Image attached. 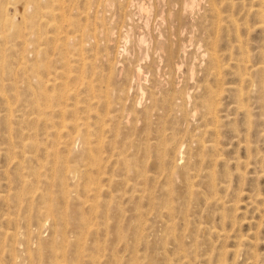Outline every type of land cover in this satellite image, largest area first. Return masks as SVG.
Wrapping results in <instances>:
<instances>
[{
	"label": "rangeland",
	"instance_id": "rangeland-1",
	"mask_svg": "<svg viewBox=\"0 0 264 264\" xmlns=\"http://www.w3.org/2000/svg\"><path fill=\"white\" fill-rule=\"evenodd\" d=\"M52 1L0 0V264H264V96L249 84L264 73V32L253 14L257 5L264 11V1ZM210 37L223 66L221 85L205 70ZM238 45L250 49L244 56L250 64L243 63L251 74L243 67L238 74ZM240 76L250 85L243 107L248 118L234 103ZM227 87L231 91L221 92ZM203 88L218 89L224 114L213 155L220 152V159L210 167L213 191L206 170L192 161L200 131L195 99ZM63 119L81 120L88 129L56 134ZM245 145L253 148L250 157ZM95 161L99 176L92 172ZM90 187L97 188L86 192Z\"/></svg>",
	"mask_w": 264,
	"mask_h": 264
},
{
	"label": "bare ground",
	"instance_id": "bare-ground-1",
	"mask_svg": "<svg viewBox=\"0 0 264 264\" xmlns=\"http://www.w3.org/2000/svg\"><path fill=\"white\" fill-rule=\"evenodd\" d=\"M52 1V0H51ZM55 1V0H54ZM57 1L58 0H56V3H57ZM65 1V0H64ZM84 1V0H83ZM213 1V0H212ZM211 1V2H212ZM216 0H214L213 2H215ZM218 1V0H217ZM220 1V0H219ZM222 1V0H221ZM224 1V0H223ZM257 1V0H256ZM259 1H261L262 2V0H259ZM264 1V0H263ZM53 2V1H52ZM62 2V1H61ZM67 3H69V1L67 2ZM193 3V2H192ZM217 3V2H216ZM216 3H215V5H216ZM260 3V2H259ZM71 4V3H70ZM262 5H263V2L261 3ZM261 4H259V5H261ZM84 5H85V3H84ZM219 5V3L217 4V6ZM228 5V4H227ZM226 5V6H227ZM4 6V5H3ZM54 6V5H53ZM52 6V7H53ZM92 6V5H91ZM97 6V5H96ZM213 6V5H212ZM229 6H230V4H229ZM228 6V7H229ZM48 7H49V5H48ZM47 7V8H48ZM215 7V6H214ZM213 7V8H214ZM250 7V6H249ZM261 7V6H260ZM260 7H259V9H258V5L256 6V8H257V11H255V12H253V14L255 13L256 14V16L258 15H260V17H261V20H260V22H257V21H259V20H257L256 22L257 23H261V27H262V33L261 34H263V32H264V11L262 12V9H260ZM51 8V7H50ZM49 8V12L48 13H50L52 10V8L50 9ZM40 9V8H39ZM57 10H58V8H56ZM96 9V8H95ZM94 9V10H95ZM218 10H219V7L217 8ZM250 9V8H249ZM1 10V9H0ZM51 10V11H50ZM56 10V11H57ZM66 10V9H65ZM263 10H264V8H263ZM2 11V10H1ZM23 11V10H22ZM40 11V10H39ZM55 11V10H54ZM79 11V10H78ZM216 11V10H215ZM220 11V10H219ZM218 11V12H219ZM24 12V11H23ZM83 12V11H82ZM90 12V11H89ZM211 12H213V11H211ZM47 13V12H46ZM60 13V12H59ZM58 13V14H59ZM68 13V12H67ZM221 13V12H220ZM219 13V14H220ZM1 14V13H0ZM55 14H57V12L55 13ZM55 14H54V16H52V14L50 13V15L52 16V17H55ZM64 14H65V12H64ZM63 14V15H64ZM215 14H217V12H215ZM218 14V15H219ZM231 14V13H230ZM1 15H3V13L1 14ZM28 15V14H27ZM69 15V14H68ZM211 15H213V16H215L214 14H211ZM221 15V14H220ZM6 16V15H5ZM47 16V15H46ZM60 16V15H59ZM58 16V17H59ZM26 17V16H25ZM52 17H51V19H52ZM66 17V16H65ZM226 17H227V15L225 16V17H223V19H225V20H228L230 23H232V24H234V22H232V21H230V17H229V19H228V17H227V19H226ZM4 18V17H3ZM56 18V17H55ZM55 18H53V20L55 19ZM78 18V17H77ZM104 18V17H103ZM102 18V19H103ZM215 20H213V21H219L220 22V20H221V16L220 17H216L215 16ZM257 18V17H256ZM5 19H7V18H5ZM222 19V20H223ZM258 19H259V17H258ZM4 20V19H3ZM47 20V19H46ZM59 20H60V18H59ZM80 20V19H79ZM78 20V21H79ZM91 20V19H90ZM62 21H63V18H62ZM71 21V20H70ZM78 21H77V23H78ZM104 21V20H103ZM212 21V22H213ZM235 21V20H234ZM8 22V21H7ZM57 22V21H56ZM83 22V21H82ZM99 22V21H98ZM222 22V21H221ZM225 22V21H224ZM228 22V23H229ZM51 23V22H50ZM54 23V22H53ZM52 23V24H53ZM101 23V22H100ZM57 24H58V22H57ZM60 24V23H59ZM58 24V25H59ZM62 24V23H61ZM213 24V23H212ZM214 24H215V22H214ZM219 24V23H218ZM231 24V25H232ZM217 25V24H216ZM225 25H226V23H225ZM237 25V24H236ZM257 25V24H256ZM255 25V26H256ZM260 25V24H259ZM26 26V25H25ZM53 26V25H52ZM54 26H55V24H54ZM219 26H220V24H219ZM218 26V27H219ZM232 26H234V25H232ZM238 26V25H237ZM243 26V25H242ZM19 27V26H18ZM56 27H57V25H56ZM88 27V26H87ZM234 27H236V26H234ZM260 27V28H261ZM31 28V27H30ZM51 28V27H50ZM65 28V27H64ZM83 28V27H82ZM246 28H248V27H246ZM72 29V28H71ZM77 29V28H76ZM79 29V28H78ZM87 29V28H86ZM219 29V28H218ZM217 29V30H218ZM221 29V28H220ZM227 29V28H226ZM234 29V28H233ZM236 29V28H235ZM89 30V29H88ZM106 30H108V29H106ZM66 31V30H65ZM85 31V30H84ZM105 31V30H104ZM237 31V30H236ZM236 31L234 32L235 34H236ZM247 31V30H246ZM67 32H69V31H67ZM79 32V31H78ZM245 32V31H244ZM22 33V32H21ZM21 33H20V36H22L21 35ZM47 33V32H46ZM73 33V32H72ZM97 33V32H96ZM96 33H94L95 35H96ZM108 33V32H107ZM67 34H69V33H67ZM78 34V33H77ZM86 34V33H85ZM93 34V33H92ZM233 34V33H232ZM245 34H246V32H245ZM57 35V34H56ZM73 35H74V33H73ZM83 35V34H82ZM104 35V34H103ZM238 35V34H237ZM37 36V35H36ZM61 36H62V34H61ZM89 36V35H88ZM93 36V35H92ZM99 36V35H98ZM262 36H264V35H262ZM79 37V36H78ZM236 37V36H235ZM234 37V38H235ZM238 37V36H237ZM236 37V38H237ZM55 38H57L56 36H55ZM62 38V37H61ZM211 38V37H210ZM215 37H213V38H211V41L209 42L210 44L209 45H211V47L209 46V48L210 49H206V55H207V68L205 67V70L207 71H210L211 72V74H209V73H207L209 76H211L212 77V81H213V79H214V81L215 82H217L218 80H217V77L219 76V74H221V71H220V68H222L220 65H222V64H220V59H219V57H220V55L219 54H217L218 53V51L215 49V47L217 46V45H215L216 43L214 42V40L216 39H214ZM226 38V37H225ZM236 38L234 39V40H236ZM239 38V37H238ZM64 39V38H63ZM240 39H242V38H239V40H237V43L238 42H240L241 43V45L240 46H242V42L240 41ZM51 40V39H50ZM55 40V39H54ZM79 40V39H78ZM7 41V40H6ZM201 41V40H200ZM222 41V40H221ZM225 41H226V39H225ZM243 41V40H242ZM76 42V41H75ZM93 42H95V40L93 41ZM203 42V41H202ZM216 42H217V40H216ZM227 42V41H226ZM65 43V42H64ZM107 43V42H106ZM236 43V42H235ZM234 43V44H235ZM237 43H236V45H237ZM246 43V42H245ZM264 43V42H263ZM63 44V43H62ZM68 44V43H67ZM66 44V45H67ZM74 44V43H73ZM80 44V43H79ZM82 44V43H81ZM226 44V43H225ZM104 45V44H103ZM239 45L238 46H236L237 47V50H239V53H240V59H238V60H236V61H238V62H240V63H242L241 65L238 63V74H243L241 71H239L240 70V68H242L243 67V69L245 70V72H244V74H246V70L248 69L249 70V68H247V66L245 65V63H246V61L247 60H245L244 61V58L246 57V54H245V52H246V50L248 51V50H250V49H247V48H245V51H242V50H240V48H239ZM244 45V44H243ZM23 46V45H22ZM55 46H56V43H55ZM82 46V45H81ZM203 46V45H202ZM232 46V45H231ZM65 47V46H64ZM79 47V46H78ZM83 47V46H82ZM96 47V46H95ZM242 47H245V46H242ZM247 47V46H246ZM106 48V47H105ZM117 48H118V46H117ZM217 48V47H216ZM41 49H43L42 47L40 48V50ZM56 49V48H55ZM70 49V48H69ZM241 49H243L244 50V48H241ZM24 50V48L22 49V51ZM64 50V49H63ZM75 50H77V49H75ZM78 50H79V48H78ZM229 50V49H228ZM261 50V49H260ZM43 51V50H42ZM259 51V50H258ZM40 52V51H39ZM257 52V51H256ZM43 53V52H42ZM114 53V52H113ZM237 53V52H236ZM247 53V52H246ZM259 53H260V57L262 56L261 55V51H259ZM263 53H264V50H263ZM262 53V54H263ZM45 54V53H44ZM168 54V53H167ZM230 54V53H229ZM233 54V53H232ZM249 54H250V52H249ZM249 54H247V56L249 55ZM224 55V54H223ZM236 55V54H235ZM242 55V56H241ZM78 56V55H77ZM103 56V55H102ZM113 56V55H112ZM245 56V57H244ZM98 57H100V56H98ZM237 57H238V55H237ZM257 57H259V56H257ZM78 58V57H77ZM86 58V57H85ZM112 58V57H111ZM234 58V57H233ZM248 58H249V56H248ZM263 58V57H262ZM84 59V58H83ZM247 59V58H246ZM114 60V59H113ZM263 60V59H262ZM71 61V60H70ZM243 61L245 62V63H243ZM248 61H250L249 59H248ZM261 61V60H260ZM72 62V61H71ZM73 62H75V61H73ZM79 62V61H78ZM111 62V61H110ZM234 62V61H233ZM251 62V61H250ZM264 62V61H263ZM109 63V62H108ZM113 63V62H112ZM247 63H249V62H247ZM246 63V64H247ZM18 64V63H17ZM59 64V63H58ZM236 64V63H235ZM250 64V63H249ZM256 64L258 65V63L256 62ZM261 64V63H260ZM259 64V65H260ZM93 65H94V63H93ZM111 65V64H110ZM233 65V64H232ZM237 65V64H236ZM235 65V66H236ZM251 65H252V63H251ZM249 65V67H254V69L253 68H251V71H253L254 73L256 72L257 73V71H258V67H256L255 66V64L254 65ZM56 66V65H55ZM263 66V67H262ZM20 67V66H19ZM69 67V66H68ZM91 67H93V66H91ZM231 67V66H230ZM261 67H262V69L261 70H263L264 71V64H261ZM23 68V67H22ZM73 68V67H72ZM78 68V67H77ZM258 68V69H257ZM25 70V69H24ZM88 70H90V69H88ZM111 70V69H110ZM222 70V69H221ZM62 71V70H61ZM67 71V70H66ZM207 71V72H208ZM260 71V70H259ZM57 72H59L58 70H57ZM74 72V71H73ZM81 72H82V70H81ZM249 72H250V70H249ZM248 72V74H251V73H249ZM26 73V72H25ZM55 73V72H54ZM61 73V72H60ZM77 73V72H76ZM259 73V72H258ZM49 74V73H48ZM59 74V73H58ZM63 73H61V74H59V75H62ZM66 74V73H65ZM67 74H68V72H67ZM233 74V73H232ZM236 74V73H235ZM248 74H246V75H248ZM260 76L258 77V79L256 80L255 78V80L254 81H251V79L249 80V84H253V82L255 83V86L257 87V92L258 93H260V94H262V96H264V94H263V92H264V73L262 74V72L260 71ZM50 75V74H49ZM70 75V74H69ZM69 75L68 76H65V77H68V78H70L69 77ZM89 75V74H88ZM116 75V74H115ZM96 76V75H95ZM237 77H238V75H236ZM1 77V76H0ZM52 78H53V75L51 76ZM50 77V78H51ZM54 77L55 78H53L52 80H51V83L53 82V84H56L57 83V79H59V78H57L56 76H55V74H54ZM119 77V76H118ZM236 77V78H237ZM256 77V76H255ZM77 78H79V77H77ZM91 78V77H90ZM93 78V77H92ZM109 78V77H108ZM246 77H243V76H240L239 77V81H240V87L239 88H235V89H232V91H234L233 92V94L235 95L234 96V98L236 99L235 101H234V103L237 105V110H240V111H242V114L244 115V117H246V118H248V116H249V112L250 111H247V109L246 108H243V107H245V105H246V102H247V100L249 99V95H248V93H249V86L247 87V80L245 79ZM61 79H63L62 78V76H61ZM60 79V80H61ZM76 79V78H75ZM204 79V78H203ZM229 79V78H228ZM46 80H48L49 81V79H46ZM65 80V79H64ZM67 81V80H66ZM72 81V80H71ZM81 81V80H80ZM213 81V82H214ZM220 81H222V79L220 78ZM220 81H218V83L220 82ZM233 81H234V78H233ZM251 82V83H250ZM49 83V82H48ZM60 83H63V82H60ZM59 83V84H60ZM92 83V82H91ZM99 83V82H98ZM121 83V82H120ZM223 83V82H222ZM37 84V83H36ZM43 84V83H42ZM64 84V83H63ZM130 84V83H129ZM171 84H172V82H171ZM245 84V85H244ZM79 85V84H78ZM209 85V84H208ZM207 85V86H208ZM220 85H221V82H220ZM16 86V85H15ZM49 86V85H48ZM51 86V85H50ZM206 86V87H207ZM45 87H46V84H45ZM83 87V86H82ZM211 87V86H210ZM215 87V86H214ZM229 87V86H228ZM228 87L225 89V88H223L222 90H221V92L222 91H231V88L230 89H228ZM231 87V86H230ZM52 88H53V85H52ZM72 88V87H71ZM79 88V87H78ZM198 88V87H197ZM66 89H68V88H66ZM204 89V94L202 95V96H200L199 97V99L197 100V99H195V103L197 104V106L199 107V121H200V123H199V133H198V135H197V139H195L194 141H196V145H195V147H196V151H193L194 152V160H192V161H195L198 165H199V169L198 170H200V171H202V169H204V170H206V176H205V179L206 178H208L209 179V181H207V184H208V182L209 183H214L215 182V180L213 179L214 178V171L212 172V169H210V167L211 166H213L214 167V164H215V162H216V157L217 156H219L220 157V152L218 153V155H216V157L214 158V156L213 155H215L216 154V151L218 150L217 149V147H218V145L219 144H221V141H220V135L222 134V131H221V127L224 125L223 124V119H224V114H221L222 113V111H223V109H221V108H219L218 106H219V100H218V95H219V92H217L218 91V89H217V91H213L211 88V90L208 88H203ZM16 90V89H15ZM52 90V89H51ZM72 90H74V89H72ZM93 90V89H92ZM114 90V89H113ZM216 90V89H215ZM48 91V90H47ZM71 91V90H70ZM143 91V90H142ZM220 91V90H219ZM255 91V90H254ZM68 92V91H67ZM66 92V93H67ZM126 92H127V90H126ZM52 93V92H51ZM60 93V92H59ZM66 93H65V95H66ZM72 94H74V91L73 92H71ZM70 93V94H71ZM104 93V92H103ZM136 93V92H135ZM150 93V92H149ZM44 94H45V92H44ZM55 94V93H54ZM61 94H62V92H61ZM71 94V95H72ZM79 94V93H78ZM155 94V93H154ZM196 94V93H195ZM57 95V94H56ZM77 95V94H76ZM121 95V94H120ZM150 95V94H149ZM159 95V94H158ZM169 95V94H168ZM198 95V94H197ZM63 96V95H62ZM74 96V95H73ZM58 97H61V96H59L58 95ZM67 97H69V96H67ZM156 97V96H155ZM47 98V97H46ZM57 98V97H56ZM77 98V97H76ZM94 98V97H93ZM122 98V97H121ZM132 98H134V97H132ZM150 98V97H149ZM158 98V97H157ZM176 98V97H175ZM34 99V98H33ZM48 99V98H47ZM66 99V98H65ZM95 99V98H94ZM151 99V98H150ZM155 99V98H154ZM154 99H152L153 101H154ZM56 100V99H55ZM91 100V99H90ZM108 100V99H107ZM158 100H160L159 98H158ZM43 101V100H42ZM47 101V100H46ZM61 101V100H60ZM121 101H123V100H121ZM120 101V102H121ZM162 101V100H161ZM252 101V100H251ZM94 102V101H93ZM113 102V101H112ZM119 102V101H118ZM159 102V101H158ZM157 102V105L159 104ZM163 102H165L164 100H163ZM161 103L162 104V106L164 105V103ZM42 103V102H41ZM102 103V102H101ZM121 103H123V102H121ZM120 103V104H121ZM166 104H167V101L165 102ZM194 103V104H195ZM35 104V103H34ZM65 104V103H64ZM76 104V103H75ZM95 104V103H94ZM140 104V103H139ZM161 104H160V106H161ZM165 104V105H166ZM169 104V103H168ZM195 104V105H196ZM98 105V104H97ZM104 105V104H103ZM122 105V104H121ZM153 105V104H152ZM194 105V106H195ZM252 105V104H251ZM42 106V105H41ZM51 106V105H50ZM155 106V105H154ZM159 106V107H160ZM161 106V107H162ZM65 106H63V108H64ZM122 107H123V105H122ZM134 107V106H133ZM158 107V106H157ZM239 107H241V109L239 108ZM46 108V107H45ZM59 108H61V107H59ZM63 108H62V111H63ZM97 108V107H96ZM115 108V107H114ZM47 109V108H46ZM130 109V108H129ZM162 109V108H161ZM163 109H165V107L163 108ZM162 109V110H163ZM35 110H37V109H35ZM92 110V109H91ZM157 110V109H156ZM229 110H230V108H229ZM60 111V110H59ZM58 111V112H59ZM65 111H66V109H65ZM69 111V110H68ZM72 112V111H71ZM90 112V111H89ZM96 112V111H95ZM98 112V111H97ZM61 113V112H60ZM106 113V112H105ZM149 113V112H148ZM160 113V112H159ZM87 114V113H86ZM98 114V113H97ZM109 114H110V112H109ZM238 114V113H237ZM57 114H55V116H56ZM62 115V114H61ZM88 115V114H87ZM96 115V114H95ZM100 115V114H99ZM106 115V114H105ZM119 115V114H118ZM198 115V114H197ZM226 115V114H225ZM47 116V115H46ZM58 116V115H57ZM146 116V115H145ZM76 117V116H75ZM85 117V116H84ZM230 117V116H229ZM261 117V116H260ZM65 118V117H64ZM87 118V117H86ZM103 118V117H102ZM105 118V117H104ZM103 118V119H104ZM159 118V117H158ZM69 119V118H68ZM102 119V120H103ZM118 119V118H117ZM243 119V118H242ZM41 120V119H40ZM76 120V119H75ZM78 120V119H77ZM76 120V121H77ZM75 121V123H72V124H69V123H66L67 121H65L64 119H63V121H62V125H60V129H57V131H55L56 132V134H61L62 136H66L67 134H65V133H70V130L68 129V128H73V129H75L76 130V128H79L80 129V131L82 132V131H87V129H88V125H87V123H85V122H81V120H79V121H77L76 122ZM101 121V120H100ZM120 121V120H119ZM227 121V120H226ZM38 122V121H37ZM96 122V121H95ZM198 122V121H197ZM259 122V121H258ZM262 122V121H261ZM71 123V122H70ZM104 122H102V124H103ZM7 124H10V123H8L7 122ZM42 124V123H41ZM45 124V123H44ZM162 124V123H161ZM239 124V123H238ZM35 125V124H34ZM201 125L203 126V127H201ZM226 125V124H225ZM254 125H256V124H254ZM263 125H264V122H263ZM8 126V125H7ZM103 126V125H102ZM115 126V125H114ZM241 126V125H240ZM259 126V125H258ZM28 127V126H27ZM42 127V126H41ZM104 127V126H103ZM200 127L201 128H203L202 130L200 129ZM53 128V127H52ZM226 128V127H225ZM228 128H230V127H228ZM228 128H227V131H228ZM259 128V127H258ZM27 129V128H26ZM35 129V128H34ZM67 129L69 130V131H67ZM73 129H72V132H73ZM79 129H77V130H79ZM101 129V128H100ZM108 129V128H107ZM59 130V131H58ZM102 130V129H101ZM166 130V129H165ZM79 131V132H80ZM198 131V130H197ZM264 132V127H263V129L261 130V132ZM5 132V131H4ZM17 132V131H16ZM172 132V131H171ZM232 132V131H231ZM3 133V132H2ZM15 133V132H14ZM25 133H26V131H25ZM40 133H43V132H40ZM75 133H77V131L75 132ZM84 133V132H83ZM99 133V132H98ZM166 133V132H165ZM9 134V133H8ZM73 134V133H72ZM78 134V133H77ZM76 134V135H77ZM196 134V133H195ZM252 134V133H251ZM262 134V133H261ZM5 135V134H4ZM18 135V134H17ZM20 135V134H19ZM34 135V134H33ZM84 135H87L88 137H89V134L88 133H86V134H84ZM102 135V134H101ZM246 135V134H245ZM255 135H256V133H255ZM254 135V136H255ZM262 135H264V133L262 134ZM3 136V135H2ZM58 136H60V135H58ZM62 136H60V137H62ZM69 136H70V134H69ZM68 136V137H69ZM74 136H75V134H74ZM83 136V134L81 135V137ZM118 136V135H117ZM171 136V135H170ZM243 136V135H242ZM29 137V136H28ZM71 137V136H70ZM78 137H80V136H78ZM196 137V136H195ZM235 137H239V135L238 134H236V136ZM264 137V136H263ZM9 138V137H8ZM20 138V137H19ZM49 138V137H48ZM75 138V137H74ZM103 138V137H102ZM244 138H245V136H244ZM248 138V137H247ZM1 139V138H0ZM31 139V138H30ZM32 139H33V137H32ZM52 139V138H51ZM79 139V138H78ZM93 139V138H92ZM96 139V138H95ZM242 139V138H241ZM9 140V139H8ZM17 140V139H16ZM85 140H87V144L90 142L89 140H88V138H86ZM232 140V139H231ZM240 139H238V141H239ZM252 140V139H251ZM37 141V140H36ZM50 141V140H49ZM60 141V140H59ZM120 141V140H119ZM236 141V140H235ZM17 142V141H16ZM104 142V141H103ZM244 142H247V144H249L248 143V140L245 138L244 139ZM22 143V142H21ZM37 143H38V141H37ZM96 143V142H95ZM151 143V142H150ZM240 143V142H239ZM65 144V143H64ZM113 144V143H112ZM167 144V143H166ZM243 144H245V143H243ZM255 144V143H254ZM90 145V144H89ZM99 145H100V143H99ZM105 145V144H104ZM106 145H107V143H106ZM250 145V144H249ZM248 145V146H249ZM10 146V145H9ZM52 146V145H51ZM178 146V145H177ZM246 147H244V148H246V149H244L245 151H246V153L247 152H249L250 151V149H253V148H249V147H247V145H245ZM27 147V146H26ZM35 147H36V145H35ZM54 147V146H53ZM62 147V146H61ZM68 147H69V145H68ZM87 147H88V145H87ZM96 147V146H95ZM99 147V146H98ZM252 147V146H251ZM262 147V146H261ZM22 148H25V147H22ZM39 148V147H38ZM71 148H72V146H71ZM174 148V147H173ZM256 148V147H255ZM27 149V148H26ZM36 149V148H35ZM68 149V148H67ZM89 149V151H90V148H88ZM154 149V148H153ZM175 149V148H174ZM242 149V148H241ZM8 150V149H7ZM17 150V149H16ZM28 150H29V148H28ZM98 150V149H97ZM219 150H221V148H219ZM9 151V150H8ZM15 151V150H14ZM21 151V150H20ZM40 151V150H39ZM46 151V150H45ZM53 151V150H52ZM65 151H67V150H64V152ZM72 151V150H71ZM154 151V150H153ZM36 152V151H35ZM54 152H56V151H54ZM68 152V151H67ZM86 152V151H85ZM84 152V153H85ZM108 152H110V151H108ZM204 152V153H203ZM259 151H256V153L255 154H257ZM264 152V151H263ZM262 152V155L261 156H264L263 153ZM42 153V152H41ZM46 153V152H45ZM53 153V152H52ZM60 153V152H59ZM83 153V152H82ZM90 153V152H89ZM118 153V152H117ZM260 153V152H259ZM258 153V154H259ZM28 154V153H27ZM56 154V153H55ZM111 154H112V152H111ZM110 154V155H111ZM129 154H131V153H129ZM67 155H68V153H67ZM114 155H116L118 158L117 159H120L119 158V155L118 154H114ZM185 155V154H184ZM243 155V154H242ZM251 155H253V154H251ZM31 156V155H30ZM29 156V157H30ZM33 156V155H32ZM59 156V155H58ZM66 156V155H65ZM84 156V155H83ZM82 156V157H83ZM91 156V155H90ZM93 156V155H92ZM102 156V155H101ZM182 156V155H181ZM191 156H192V154H191ZM254 156H256V155H254ZM12 157V156H11ZM63 157V156H62ZM155 157V156H154ZM190 157V156H189ZM238 157V156H237ZM248 157H250V152H249V156ZM258 157H260V156H258ZM24 158V157H23ZM32 158V157H31ZM36 158V157H35ZM40 158V157H39ZM93 158V157H92ZM218 158V157H217ZM247 158V157H246ZM254 158V157H253ZM264 157H261V159H263ZM16 159V158H15ZM69 159V158H68ZM189 159V158H188ZM192 159V158H191ZM218 159H220V158H218ZM236 159V158H235ZM239 159V158H238ZM254 159H256V157L254 158ZM17 160V159H16ZM38 160V159H37ZM37 160H36V162H37ZM83 160V159H82ZM85 160V159H84ZM93 160V159H92ZM153 160H154V158H153ZM224 160V159H223ZM222 160V161H223ZM227 160V159H226ZM253 159H251V161H252ZM18 161V160H17ZM30 161H32V160H30ZM44 161V160H43ZM121 161L123 162V160L121 159ZM121 161H120V163H121ZM134 161V160H133ZM161 161V160H160ZM192 161H191V163H192ZM218 161H220V160H218ZM236 161V160H235ZM244 161V160H243ZM242 161V162H243ZM247 161V160H246ZM257 161V160H256ZM255 160H254V162H256ZM64 162V161H63ZM194 162V163H195ZM223 162H225V161H223ZM227 162V161H226ZM236 162H238V161H236ZM21 163V162H20ZM41 163H43L42 161H41ZM54 163V162H53ZM86 163V162H85ZM100 163V162H99ZM99 163L97 162L96 163V161L93 163L94 164V167H95V170H93L92 172H93V174H95V175H97V176H99V175H101V174H103V172H101L100 170H102L101 169V166H99ZM124 163V162H123ZM188 163V162H187ZM194 163H192L193 165H194ZM219 163V162H218ZM221 163V162H220ZM112 164V163H111ZM161 164V163H160ZM171 164V163H170ZM191 164V165H192ZM217 164V163H216ZM231 164V163H230ZM236 164V163H235ZM238 164V163H237ZM245 164H246V162H245ZM254 164V163H253ZM257 164V163H256ZM63 165H64V163H63ZM118 165V164H117ZM120 165V164H119ZM118 165V166H119ZM162 165V164H161ZM193 165H192V168H193ZM218 165V164H217ZM223 165H225L224 163H223ZM242 165V164H241ZM258 165V164H257ZM20 166V165H19ZM143 166V165H142ZM169 166V165H168ZM195 166V165H194ZM216 166V165H215ZM239 165H237L236 166V168L238 169V168H240V167H238ZM249 167H250V165H248ZM55 167H56V165H55ZM73 167V166H72ZM159 167V166H158ZM175 167V166H174ZM222 167V166H221ZM227 166H225V168H226ZM257 167V166H256ZM259 167V166H258ZM130 168V167H129ZM198 168V167H197ZM235 168V167H234ZM13 169V168H12ZM82 169V168H81ZM150 169V168H149ZM177 169V168H176ZM175 169V170H176ZM181 169V168H180ZM194 169V168H193ZM227 169V168H226ZM1 170H3V169H1ZM69 170V169H68ZM121 170V169H120ZM131 170H134L135 171V169H133V167H132V169ZM130 170V171H131ZM181 170H183V169H181ZM197 170V169H196ZM204 170H203V172H204ZM221 170H223V169H221ZM4 171V170H3ZM67 171V170H66ZM91 171V170H90ZM115 171V170H114ZM193 171H195V170H193ZM224 171V170H223ZM228 171V170H227ZM235 171H237V170H235ZM261 171H263V170H261ZM260 171V172H261ZM7 172V171H6ZM5 172V173H6ZM23 172H24V170H23ZM38 172V171H37ZM44 172V171H43ZM70 172V171H69ZM74 172V171H73ZM136 172V171H135ZM179 172V171H178ZM184 172V171H183ZM203 172H202V175H203ZM238 172H240L239 171V169H238ZM4 173V172H3ZM65 173V172H64ZM119 173V172H118ZM126 173V172H125ZM137 173V172H136ZM199 173V172H198ZM214 173V174H213ZM241 173V172H240ZM84 174V173H83ZM87 174V173H86ZM134 174V173H133ZM141 174V173H140ZM143 174V173H142ZM195 174H196V172H195ZM200 174H201V172H200ZM225 174V173H224ZM246 174V173H245ZM253 174V173H252ZM25 175V174H24ZM34 175H35V173H34ZM43 175H45V174H43ZM106 175V174H105ZM145 175V174H144ZM182 175V174H181ZM216 175H217V173H216ZM237 175V174H236ZM263 176H264V173L262 174ZM60 176V175H59ZM63 176V175H62ZM146 176V175H145ZM145 176H144V178H145ZM193 176V175H192ZM221 176V175H220ZM238 176H240L239 174H238ZM254 176V175H253ZM261 176V175H260ZM74 177V176H73ZM148 177V176H147ZM196 177H198L197 175H196ZM200 177V176H199ZM198 177V178H199ZM222 177V176H221ZM225 177V176H224ZM27 178V177H26ZM78 178V177H77ZM124 178V177H123ZM126 178V177H125ZM201 178V177H200ZM203 179H204V177H202ZM260 178V177H259ZM34 179V178H33ZM84 179V178H83ZM162 179V178H161ZM169 179V178H168ZM207 179V180H208ZM218 179V178H217ZM241 179V178H240ZM48 180V179H47ZM85 180V179H84ZM88 180H90V179H88ZM92 180V179H91ZM98 180H100V179H98ZM125 180V179H124ZM157 180V179H156ZM222 180H224V179H222ZM22 181V180H21ZM86 181V180H85ZM140 181V180H139ZM161 181V180H160ZM218 181H220V180H218ZM217 181V184L219 183ZM23 182V181H22ZM77 182H78V180H77ZM179 182V181H178ZM182 182V181H181ZM189 182H190V180H189ZM9 183V182H8ZM113 183V182H112ZM128 183V182H127ZM198 183V182H197ZM203 183H205V181L203 182ZM202 183V184H203ZM23 184V183H22ZM28 184V183H27ZM109 184V183H108ZM211 184V185H212ZM215 184V183H214ZM220 184V183H219ZM82 185V184H81ZM86 185V184H85ZM96 185V184H95ZM150 185H151V183H150ZM191 185V184H190ZM209 185V184H208ZM80 186V185H79ZM116 186V185H115ZM118 186V185H117ZM129 186V185H128ZM206 186V185H205ZM210 186V185H209ZM215 186H217V185H215ZM215 186H213L214 187V189H215ZM33 187V186H32ZM32 187H31V189L30 190H32ZM76 187H78V186H76ZM85 187V186H84ZM98 187V186H97ZM97 187H90V188H87L86 189V192H93ZM241 187V186H240ZM98 188H100V187H98ZM114 188V187H113ZM130 188V187H129ZM193 188V187H192ZM207 188V187H206ZM209 188V187H208ZM41 189V188H40ZM64 189V188H63ZM81 189V188H80ZM128 189V188H127ZM151 189V188H150ZM179 189V188H178ZM205 189V188H204ZM209 189H212L211 191H213V188L210 186V188ZM264 189V188H263ZM21 190V189H20ZM33 190H34V188H33ZM170 190V189H169ZM181 190V189H180ZM239 190V189H238ZM19 191V190H18ZM18 191H17V193H18ZM28 191V190H27ZM64 191V190H63ZM68 191V190H67ZM103 191V190H102ZM101 191V192H102ZM190 191V190H189ZM16 192V191H15ZM42 192V191H41ZM71 192V191H70ZM81 192H82V189H81ZM169 192V191H168ZM193 192V191H192ZM16 193V194H17ZM95 193V192H94ZM97 193V192H96ZM104 193V192H103ZM102 193V194H103ZM167 193V192H166ZM179 193V192H178ZM195 193V192H194ZM240 193H242V192H240ZM244 193V192H243ZM15 194V193H14ZM29 194V193H28ZM46 194V193H45ZM76 194V193H75ZM146 194V193H145ZM247 194V193H246ZM256 195H257V193H255ZM262 194V193H261ZM260 194V195H261ZM51 195V194H50ZM77 195H79V194H77ZM107 195V194H106ZM110 195V194H109ZM198 195V194H197ZM214 195V194H213ZM254 195V194H253ZM17 196V195H16ZM15 196V197H16ZM31 196V195H30ZM91 196V195H90ZM112 196V195H111ZM165 196V195H164ZM189 196V195H188ZM208 196V195H207ZM251 196V195H250ZM255 196V195H254ZM14 197V198H15ZM38 197V196H37ZM46 197V196H45ZM100 197V196H99ZM149 197V196H148ZM152 197V196H151ZM167 197V196H166ZM184 197V196H183ZM182 197V198H183ZM219 197V196H218ZM256 197V196H255ZM262 197H264V195L262 194ZM39 198V197H38ZM77 198V197H76ZM137 198V197H136ZM217 198V197H216ZM170 199H171V197H170ZM194 199V198H193ZM220 199V198H219ZM250 199V198H249ZM255 199V198H254ZM262 199V198H261ZM39 200V199H38ZM101 200V199H100ZM125 200V199H124ZM180 200V199H179ZM18 201V200H17ZM40 201H41V199H40ZM96 201V200H95ZM171 201V200H170ZM190 201V200H189ZM217 201V200H216ZM221 201V200H220ZM263 201H264V198H263ZM263 201H261L262 203H264ZM129 202V201H128ZM235 203V202H234ZM149 204V203H148ZM167 204V203H166ZM231 204V203H230ZM254 204V203H253ZM90 205V204H89ZM137 205V204H136ZM218 205H221V204H218ZM262 205V204H261ZM82 206V205H81ZM86 206V205H85ZM111 206V205H110ZM139 206V205H138ZM161 206V205H160ZM166 206V205H165ZM191 206V205H190ZM198 206V205H197ZM88 208H89V206H87ZM92 207H93V205H92ZM116 207V206H115ZM119 207V206H118ZM170 207V206H169ZM177 207V206H176ZM261 207V206H260ZM259 207V208H260ZM59 208V207H58ZM73 208H74V206H73ZM108 208V207H107ZM140 208V207H139ZM164 208V207H163ZM196 208V207H195ZM227 208V207H226ZM53 209H55V208H53ZM95 209V208H94ZM160 209H161V207H160ZM229 209V208H228ZM261 209V208H260ZM263 209V208H262ZM49 210V209H48ZM56 210H57V208H56ZM55 210V211H56ZM96 210V209H95ZM107 210V209H106ZM136 210V209H135ZM235 210V209H234ZM51 211V210H50ZM53 212H52V214L54 213V210H52ZM160 211V210H159ZM194 211V210H193ZM222 211V210H221ZM58 212V211H57ZM56 212V213H57ZM229 212V211H228ZM263 212H264V210H263ZM61 213V212H60ZM59 213V214H60ZM139 213V212H138ZM51 214V213H50ZM51 214V215H52ZM93 214V213H92ZM91 214V215H92ZM54 215H56V214H54ZM61 215V218H59V219H62V216H64V215H62V213L60 214ZM60 215H57V217L59 216L60 217ZM99 215V214H98ZM166 215V214H165ZM173 215V214H172ZM181 215V214H180ZM235 215V214H234ZM188 216V215H187ZM116 217V216H115ZM173 217V216H172ZM139 218V217H138ZM222 218H223V216H222ZM229 218V217H228ZM232 218V217H231ZM64 219V218H63ZM68 219V218H67ZM74 219V218H73ZM113 219V218H112ZM236 219V218H235ZM49 220H50V218H49ZM51 220H52V218H51ZM222 220V219H221ZM60 221V220H59ZM181 221V220H180ZM53 222V221H52ZM227 222V221H226ZM75 223V222H74ZM233 223H234V221H233ZM90 224V223H89ZM223 224V223H222ZM229 224H230V222H229ZM74 225V224H73ZM91 225V224H90ZM134 226V225H133ZM132 226V227H133ZM169 226V225H168ZM222 226V225H221ZM232 226H233V224H232ZM117 227V226H116ZM173 227V226H172ZM114 228V227H113ZM17 229V228H16ZM73 229V228H72ZM117 229H119V228H117ZM132 229V228H131ZM204 229V228H203ZM185 230V229H184ZM234 231V230H233ZM221 232V231H220ZM92 233H93V230H92ZM140 233V232H139ZM257 233V232H256ZM178 234H179V232H178ZM253 234H255V233H253ZM250 235V234H249ZM59 236V235H58ZM242 236V235H241ZM252 236V235H251ZM86 237V236H85ZM235 237V236H234ZM254 237V236H253ZM236 238V237H235ZM257 238V237H256ZM63 239V238H62ZM246 240H247V238H246ZM254 240V239H253ZM256 240H258V239H256ZM250 241V240H249ZM252 241V240H251ZM238 242H239V240H238ZM97 248V247H96ZM136 256V255H135ZM140 256V255H139Z\"/></svg>",
	"mask_w": 264,
	"mask_h": 264
}]
</instances>
